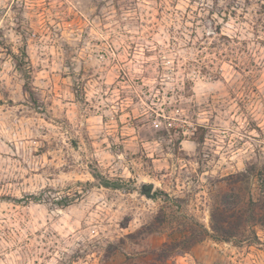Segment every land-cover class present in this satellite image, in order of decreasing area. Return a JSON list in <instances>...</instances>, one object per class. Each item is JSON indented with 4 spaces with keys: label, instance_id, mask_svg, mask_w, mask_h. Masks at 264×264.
<instances>
[{
    "label": "rangeland",
    "instance_id": "1",
    "mask_svg": "<svg viewBox=\"0 0 264 264\" xmlns=\"http://www.w3.org/2000/svg\"><path fill=\"white\" fill-rule=\"evenodd\" d=\"M0 264H264V0H0Z\"/></svg>",
    "mask_w": 264,
    "mask_h": 264
},
{
    "label": "trees",
    "instance_id": "2",
    "mask_svg": "<svg viewBox=\"0 0 264 264\" xmlns=\"http://www.w3.org/2000/svg\"><path fill=\"white\" fill-rule=\"evenodd\" d=\"M14 66L16 71L22 76L24 80V86L26 91L29 94H32V76H31V67L28 55L25 50H22L18 55L13 54ZM90 174L93 178V182L90 184V187H103L106 189L113 190H122L124 189V183L119 180H110L105 178L101 173L97 170L92 169ZM241 173L240 175H243ZM27 198H31L35 200V196H27ZM225 201V202H224ZM229 200L224 199L222 208L212 210L210 214L211 227L210 231L207 228H203V237L206 239H211L214 242L218 243H228L230 241L236 240L238 235L242 236L244 233V229L242 228L245 224V228H252L255 225L254 217L252 214L250 216L251 222H249V218H246L243 213L240 211L232 212L229 207H226V203ZM60 207H66L71 204L70 198H63L60 201L56 202ZM239 203V201L237 202ZM231 212V213H230ZM242 226V227H241ZM242 231V232H241ZM250 233L253 234V230H250ZM203 240V239H202ZM174 245L164 244L163 247L159 250V257L162 259H167L172 257L175 252Z\"/></svg>",
    "mask_w": 264,
    "mask_h": 264
},
{
    "label": "water",
    "instance_id": "3",
    "mask_svg": "<svg viewBox=\"0 0 264 264\" xmlns=\"http://www.w3.org/2000/svg\"><path fill=\"white\" fill-rule=\"evenodd\" d=\"M154 189V185L152 183H143L138 191L141 195H143L147 199H151L152 191Z\"/></svg>",
    "mask_w": 264,
    "mask_h": 264
}]
</instances>
